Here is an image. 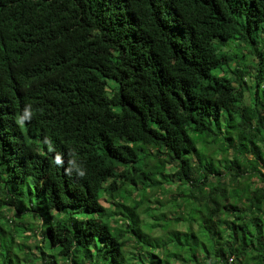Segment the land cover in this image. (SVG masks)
I'll return each instance as SVG.
<instances>
[{
    "label": "trees",
    "instance_id": "1",
    "mask_svg": "<svg viewBox=\"0 0 264 264\" xmlns=\"http://www.w3.org/2000/svg\"><path fill=\"white\" fill-rule=\"evenodd\" d=\"M0 264H264V0H0Z\"/></svg>",
    "mask_w": 264,
    "mask_h": 264
},
{
    "label": "rangeland",
    "instance_id": "2",
    "mask_svg": "<svg viewBox=\"0 0 264 264\" xmlns=\"http://www.w3.org/2000/svg\"><path fill=\"white\" fill-rule=\"evenodd\" d=\"M238 41H236V40H234V41H232V46L233 45H235L236 43H237ZM232 46H230V47H232ZM247 82L250 84V85H252V83H251V80H250V78H248L247 79ZM112 90V89H111ZM110 91V90H109ZM109 91H107V93L108 94H111L112 92H109ZM251 97H250V94H249V91H246L245 92V98H244V100L246 101V102H250V99ZM171 173L174 171V167H171V169L169 170ZM152 205L154 206V204L152 203ZM168 207L167 206H165L164 207V209H167ZM36 217H37V215H35V216H32V219H35V220H37L36 219ZM17 218V217H16ZM38 220H42L41 218H39ZM182 225H181V227H183V223H181ZM32 234V233H31ZM39 239H42V237L41 236H39L38 237ZM32 239H34V241H33V243H31V245L32 246H35V242H37L38 240H35V237H34V234L32 235ZM40 241V240H39ZM42 241V240H41ZM40 244H42L41 242H39ZM47 250V249H46ZM48 252H50L49 250H47Z\"/></svg>",
    "mask_w": 264,
    "mask_h": 264
}]
</instances>
